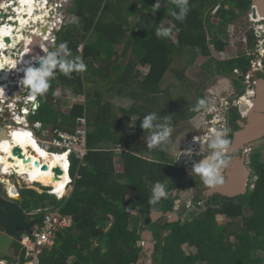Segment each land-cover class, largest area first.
Listing matches in <instances>:
<instances>
[{"label": "trees", "instance_id": "1", "mask_svg": "<svg viewBox=\"0 0 264 264\" xmlns=\"http://www.w3.org/2000/svg\"><path fill=\"white\" fill-rule=\"evenodd\" d=\"M155 2L156 0H71L69 4V11L78 16L79 22L62 26L54 45L67 41L73 56L81 55L87 68L83 72H73L71 78L57 71L55 78L51 80L49 91L44 96H38L40 107L32 118L52 129L61 128L73 132L78 127V118L87 119L91 102L92 106H98L100 115L88 129V153L79 169L78 161L72 158L71 176L79 170L80 178L76 179L69 197L59 199L46 191L40 193L35 189H21L24 197L22 206L26 212L51 204L60 207L63 214H70L74 220L70 228L57 232L54 244L43 251L41 258L45 264H140L141 247L137 242L145 226L140 219L131 221L132 210H137L142 218L147 217L151 209L174 210L178 195L172 192L178 185L184 184L186 170L178 164L168 163L169 157H162L167 155L166 152H156L157 148L154 151L156 158L148 159L134 151L130 133L125 131L129 127V115L130 112L137 113L131 131L136 134L145 131L138 125L147 112H137L136 108L130 112L123 109L128 121L120 122L117 127L118 117L114 115L112 105L109 102L100 104L98 99H91V93L85 85L90 79L87 73L93 71L95 62L102 64L98 71L107 70L110 66H113L115 72L125 69V66L117 63V59L113 61L114 46L128 37L134 62L148 69L143 82L145 89L149 88L156 98L159 93L160 96L169 97L174 93L170 86L162 89V83L176 56L191 53L188 60V65H191L200 52L208 58L202 64V76L196 82L198 99L206 97L202 89L212 78L235 76V69L246 71L251 65L252 52H242L228 59H216L210 55V46L219 52L226 49L229 44V25L252 8V0H189V12L182 22L171 15L176 9L169 0H161V7L156 12L152 7ZM208 12L218 19L211 35L205 24ZM130 18L135 21V30L128 35ZM165 20L172 22L178 29L177 43L170 37L155 35V29L162 27ZM248 36V45L255 51L258 46L257 36L254 32H248ZM81 45L82 50L79 49ZM178 72L180 77L186 78L185 71ZM58 82L73 94L85 96V103H74L68 114L58 110L54 95L55 83ZM234 83H241L240 78L235 77ZM244 92L240 91L241 94ZM134 99H137V95ZM173 100L180 105L186 98L180 95ZM201 111L203 110L196 111L193 108L188 113L175 115L171 112L168 117H171L172 123L191 119ZM240 119L239 113L229 119L232 131L240 128ZM115 128L118 129L117 132ZM232 137L233 134L228 137L231 142ZM105 140L113 144L125 142L127 150L118 156L110 147H99L98 144ZM263 141L257 143V152L250 156L253 173L247 193L228 198L220 207L227 218H240L244 224L237 231L236 239L232 242L228 240L227 231L218 226L217 214L212 213L209 208L192 219L175 223L157 222L154 224L157 230H169L158 246L160 264H264ZM116 158L123 163L122 173L116 171ZM157 181L166 184L168 195L153 205L149 203V198ZM130 191H135V196L128 198ZM34 218L41 224L44 213H35ZM149 226L151 225L147 227ZM185 244L196 246L198 252L188 254L183 247ZM15 246L21 248L19 242Z\"/></svg>", "mask_w": 264, "mask_h": 264}, {"label": "rangeland", "instance_id": "2", "mask_svg": "<svg viewBox=\"0 0 264 264\" xmlns=\"http://www.w3.org/2000/svg\"><path fill=\"white\" fill-rule=\"evenodd\" d=\"M10 1L11 0H9V1L4 0L2 2H7V4H8ZM49 1H50L49 4H50L51 9H52L51 10L52 16H51L50 20L51 21L56 20L58 22V24L54 27V25H53L54 23L53 22L51 23V21L47 19V21H49L50 23L45 24L43 22L42 24L44 26H41V24L37 25V27L39 28L38 33L37 32L36 33H30L27 31V35H26L27 36V42H33V45H35L34 46L35 48L33 49V51L30 50V52H31L30 57H28V55H29L28 54L24 58H30L31 59L34 55L41 52V50L38 47L39 46V44H38L39 40H41L42 38L45 39V37L48 36V32L53 31L52 27L54 28L53 32H56V34H57L59 29H60V26H65L68 24H78V22H79L78 16H76L75 14H73L69 11V6H70L69 4H71V1H69V2L68 1L64 2V0H49ZM1 3H0V5H1ZM9 4H10L9 7H16L14 5L17 4V0H15L14 3H9ZM56 4H60L61 7H59V8L54 7V6H56ZM248 12H250V10ZM248 12L241 14V18L229 26V29L227 31V33L229 34V40H228L229 44L223 52H219L218 50L214 49L213 46H210L211 57L216 58V59H228V58L236 57V56L240 55L242 52L243 53L252 52L254 54L253 55L254 60H256V61L263 60L264 61V56H262L261 53L258 54L257 50H255V49H254L255 51H253V49L250 48V46L248 45L249 44L248 43V38H249L248 32L253 33L252 30L254 27L253 23H251L249 20ZM0 13H2V14H0V25L4 24V22H7L8 17L11 15H14V17H12L11 20L18 18V14L16 13V10L13 8H10V10H9L8 7L7 8L2 7V8H0ZM55 15H58L59 17L57 19H54ZM134 22H135L134 19L130 18L131 25H130L129 31L127 33L128 35L132 34L133 30H135V27L133 26ZM217 23H218V19L213 16V13L208 12L206 14L205 24H206V30L208 31V33L210 35H211V31L215 28V25ZM8 25L14 26L11 23H8ZM162 25H163V27H170L172 29L171 34H170V39L173 42L177 43L178 29L169 20H165ZM34 29H31V30H34ZM21 31H23V30L20 28V25L18 27H15V31H14L15 35L18 36ZM9 36H11V35H9ZM34 36H35V40L30 41V39L34 38ZM11 38L13 40L12 36H11ZM245 39L247 41H245ZM41 45L46 46V47L48 46V44L45 42H42ZM41 45H40V47H41ZM23 46H24L23 44H20L18 46L17 50L19 52L22 51L24 49ZM53 46H54L53 44H52V46H49V49L55 50ZM9 47L13 48V44L11 46H8L4 50L6 51ZM79 49L82 50L83 45H81L79 47ZM11 50H13V49H11ZM198 52H199V50H198ZM24 58H23V60H24ZM190 58H191V53H189V52L184 56H182V55L176 56L171 70L168 72L165 80L162 83V89L166 88V86H170L171 91L174 93V95L170 94V95H168L169 97H167L166 95L165 96L161 95L158 98H156L152 94V92H150L149 88L148 89L144 88L142 91H139L136 94L137 99H134V90H133V86H131V89L129 90V93H130L129 97L133 100V106H134V100L137 102V105L134 106V108H136V111L138 112L139 110H142V111L148 112V113L149 112H156L157 115L160 113L159 114L160 116L159 115L158 116L163 118V115L164 116L165 115L170 116L171 112H173L175 115H177L180 113H188L190 110H193V108L196 105V102L198 100L197 95H199L196 82H198L200 77L202 76L203 70H202L201 66L207 60L208 56L207 55L205 56L199 52L195 63L188 65V60ZM131 60L132 59H130V61ZM130 61L128 60V63ZM21 64H23V63H21ZM176 70L185 71L186 78L180 77L179 72H177ZM133 71H134L133 67L129 66V64H128L125 69H122V70H120V72L115 73V76L110 79L111 86H113L112 93H115L116 95H118V93L115 91L116 87L125 84V83L121 82V80L123 78L122 74H124V73L129 74L130 73L129 76H130V81H131V79H133V76H132ZM143 77H144V74H143ZM235 77H237V76H233V75L232 76H217L214 79L212 78L203 87L202 92L204 93V95L207 98H211L214 100L216 98L219 100H220V98L221 99L225 98V100H228V102H233L236 104V101L238 99L239 90L244 91L246 88V85L243 84V82H241V83H235L234 87H233L232 85L234 83ZM85 87H86V85H85ZM55 88H56V92L59 93V95H56V96H58V99H56V102H55L56 108L58 110H64L66 112H69L74 103H81L83 101V99H81L80 95H78V96L74 95L69 88H66L64 85L60 84L59 82L55 83ZM180 95H183L186 98V100H184V102H181L180 105H178V102H176V100H173V99L178 98V96H180ZM62 102H64V103H62ZM246 104H249V103L247 102ZM62 105H67V107H63ZM146 107H147V109H146ZM229 113L230 114L228 115V117L230 119L233 117V115H236V113H239V110H236L235 113H232L231 111ZM136 114H137L136 112H135V114H133V112H130L129 116H131L133 119L137 116ZM200 117L201 116H198L199 119H200ZM195 121H194V119H192L191 121L190 120L180 121V122H176V123L172 124L174 131H173V134L171 137V143L167 146V148L165 150H163V152L167 153V155H166L167 157L165 156V154H164V156L161 155L164 158L169 157L168 163L172 159L171 158L173 156L172 154L175 153L176 151H179L183 147V145L187 141V139L191 136L192 132H194L193 128L195 129V127H194ZM0 123H1V121H0ZM77 123H78V119H77ZM140 123H141V121H140ZM140 123L138 125L139 128H140ZM33 129L35 130L36 137L38 139L39 144L42 145V147H45L43 142H47V141L51 140V132L49 131L48 134H45L46 127L33 128ZM140 129H138V130H140ZM19 130L21 132L24 131L23 129H19ZM146 131L147 130L142 131V133L146 132ZM231 132L229 133L228 137H230L233 134ZM149 135H150L149 132L143 133V134H141L140 132H137L135 137H134V141L136 142V144H134L132 147L135 148V146H136L134 151L136 153L140 154L141 156H145L146 158L153 159V158H156L154 156L155 154L153 151H151L152 149L147 147V138ZM11 137H13V136H11ZM2 143L4 144V143H6V141L5 142L3 141ZM263 143H264V141H263ZM137 148H139V149H137ZM51 150L52 151H58L57 148H51ZM159 151H162V150L159 149ZM156 155L158 156V154H156ZM174 156H177V155L175 154ZM160 159H162V158H160ZM261 161L264 162V150L262 152ZM117 165L120 169L122 168L121 162L118 161ZM221 174L223 175V169L221 171ZM188 175L190 176V173H188ZM185 176H186V173L184 174L183 177H185ZM192 176H198V175L193 174ZM0 179L4 180V183H0V194H2L4 196L9 195V193L7 194L9 187H10L9 184H11L13 186L14 185L18 186L19 190H21L22 188H30V189H35L38 192H40L39 191L40 189H38L37 187H40L41 190H44V191L47 190L46 187H44L42 184H39V183L38 184L36 183V185H34V186L26 185L23 181H19V178L16 176H14L13 178H6V177L0 176ZM186 179H190V177L186 178ZM180 185L179 186L182 188V190L180 191L178 189L179 192H178V190H176L175 193L176 194L179 193V197H181L180 200L186 201L187 203H189L193 199L194 196H197L199 198H203L205 195V191L208 188H210L209 186H206L205 184H203L200 177H198L197 179L186 180L184 182V184H180ZM65 187H66V185L64 184V187H63L64 191H65ZM172 193H174V192H172ZM216 195H218V194H216ZM133 196H135V192L130 191L128 193V197H133ZM49 205H51V204H49ZM209 205H210L209 210L212 213L217 214L219 228H221V229L223 228L227 231V234L229 235L228 240L230 242L234 241L236 239L235 235L238 233L237 231L240 230L242 227H244V224L242 223L240 218L229 219L225 216V214L223 213V210L220 207L212 206V204H209ZM199 212L201 213V212H203V210L198 208V209H194V211H192V212H189L187 215L188 219H192L195 216L200 215ZM134 219H140V221H142L141 222L142 225H144L145 227L148 226L147 222H146L147 217H144V218L139 217L138 213H136V214H132V216H131V221ZM142 219H144V221ZM151 227H152V229H155L157 232H159L156 229V227L154 226V223L151 224ZM184 248L187 252H190V251L196 252L195 248H191V247L186 246V245L184 246ZM151 255H152V249H151V247H149V243H147L146 249L142 253L143 263L154 264L152 261Z\"/></svg>", "mask_w": 264, "mask_h": 264}, {"label": "built area", "instance_id": "3", "mask_svg": "<svg viewBox=\"0 0 264 264\" xmlns=\"http://www.w3.org/2000/svg\"><path fill=\"white\" fill-rule=\"evenodd\" d=\"M65 1L69 2L71 0H64V2ZM14 2L15 0H11L9 3H14ZM54 7L59 8L61 7V5L56 4V6ZM248 14H249L250 22L253 23L254 25L253 32L255 33L258 39V46L255 50H257L258 54L261 53V55L264 56V18L260 16L258 18H253L251 9ZM12 17H14V15L9 16L7 22H5L4 24L10 23ZM58 17H59L58 15H55L54 19H57ZM52 22L54 23L53 24L54 27L58 24L56 20L51 21V23ZM61 27L62 26H60V28ZM52 29L54 31L53 27ZM53 31L48 32V36L45 37V39L42 38L41 40H39V46H38L39 49L42 42L48 44L47 46L48 49L49 46H52V44L54 45L57 39V34L56 32ZM245 41L247 40L245 39ZM13 42L14 41H12V44ZM29 45L30 44L25 43V45L23 46L24 49L20 52L17 50L19 45L13 48L9 47L6 51L0 47V51L4 53L0 55L3 58L4 65L5 64L10 65V61L23 62L22 65L19 64L18 66H16V64L14 63L13 68L10 69V71H14L12 80H8L7 84H5V89H4L5 93L4 94L0 93V121H1L0 124L8 127L10 129L9 132H11L12 130L14 131L18 129H23L26 132H29L31 136H33L38 142L35 130L33 128H41V123L36 120H33L31 116L37 113L40 107V101L38 97L33 98L30 94V91H28L27 87L21 85L20 83V80L24 75L23 68L26 66V63L23 60V58L26 57L28 54H29L28 57L31 56L30 50L32 49L30 48H32V45L31 46ZM11 49H15L14 52L16 54L13 60H11L12 57L10 55L12 53ZM263 63H264L263 60L256 61L254 60V58H252L251 65L246 71L239 68L234 70L235 76L240 78L241 82H243V84L246 85V88L244 90L245 92L243 94H240L236 101V105L238 107H240L241 104H245L242 102V99L246 97L247 94L248 96L246 101L250 105L253 104V100L255 97V88L252 86L254 85L256 79L258 78L259 76L258 74L264 68ZM16 69L18 70L16 71ZM1 76L2 74H0V77ZM6 97L8 98V100ZM215 101L216 104H215V109L213 111L211 112L203 111V113L200 115L201 116L200 119L197 118V120L195 119L196 121L194 120L195 132L192 134V137L189 138L184 143L182 149L176 154L177 156H175L174 158L173 163L178 164V166L181 168H185L188 173H190V169L192 167L193 162H198L199 159H201L203 156L208 155V153L211 152V150L207 146V143L203 141V138L205 136L210 135L212 129L221 128L224 126L228 127L229 125V117L227 114V110L225 108V106L228 104V100H225V98L222 99L220 98V100L216 98ZM239 113L241 119L246 115L244 111H239ZM11 136H13L12 132L9 134L8 138H10ZM2 142L3 140L0 142V154L1 152H3L1 151ZM43 144L45 145V147L43 148L47 150L50 155L60 154L66 156V162H67L66 171L70 178L65 187L66 190L65 195L61 197V199L67 198L70 196L71 192L73 191L74 183L76 179L80 178L79 170H77L74 176H71L72 158L78 161V165H79L78 169H79L80 166L83 165L84 158L88 153V123L86 117L78 118V127L73 132H68L61 129H54L51 132V140L47 142H43ZM40 146L42 147V145ZM51 148H57L58 151H52ZM189 148L193 150V154L191 157L182 154L186 149ZM115 150L117 152H123L127 150V146L124 143H120L116 146ZM198 151L201 153V156L196 155V152ZM13 158H15V156H13ZM39 162L40 165L42 163H46V161H41V160ZM10 163L13 164V162ZM61 165L60 166L63 168L64 164L62 163ZM4 166H5L4 163L0 162L1 177L13 178L14 176H16L19 178V181H23L26 185L34 186L36 185V183L43 185V183L38 180H33L31 178L30 180H28L27 177H30L29 173L19 174L17 172L16 166H10L7 169L8 174H6L3 169ZM35 168H40V167H35ZM42 172H47V171H42ZM28 181H31V183ZM49 187H53V186H49ZM49 187L48 186L46 187L47 188L46 192L58 196V194H56L54 191L49 190ZM15 188L17 190V193H19V187L17 186ZM37 188L41 189L40 187ZM42 192L45 191L42 190ZM39 212L44 213L43 222L41 224L37 222L31 234H28L19 239L21 248H20V253L16 257V259H13L11 257L0 256V264H45L41 258L44 248L49 244L53 243V238L57 231L70 227L74 223L73 217L70 214H63L60 210V207H55L51 205L46 207H40L33 212H27V216L29 214L31 216V220L35 219L33 217L34 214Z\"/></svg>", "mask_w": 264, "mask_h": 264}, {"label": "water", "instance_id": "4", "mask_svg": "<svg viewBox=\"0 0 264 264\" xmlns=\"http://www.w3.org/2000/svg\"><path fill=\"white\" fill-rule=\"evenodd\" d=\"M2 1L4 0H1L0 2ZM251 11L253 18H258L259 16L264 18V0H252ZM10 23L15 27L19 25V21L17 19L11 20ZM3 39L5 44H8V46L12 44V38L10 36L6 35ZM21 44L24 45V42ZM14 51L15 49H13L10 54L12 57L11 60H13L16 56ZM1 54L4 53L0 51V55ZM0 61L3 62V58L1 56ZM5 67L10 68V65L5 64ZM2 82L3 80L0 79V83ZM252 87L255 88L253 104L251 106L241 104L239 107V111H244L246 115L238 121L240 128L234 132L233 140L229 146L228 152L226 153V155L229 156V162L227 166L223 168V173L225 175L224 183L208 188L205 191V195L207 196L220 194L226 198H233L245 195L248 191L247 185L251 176V171L245 162V151L247 150L245 145L264 138V77H258ZM6 133H8V129L5 126H0V141L3 137H9ZM237 152L241 153L237 154ZM11 154L12 156H18L23 159L24 164L27 166H30L32 163L31 157H26L22 147L19 145H15L13 147ZM9 161L14 162L15 158L9 157ZM34 166L40 167L42 171H49L51 168L47 163H42L40 165L38 160L34 162ZM51 170L53 173L50 174L51 181H59L63 179L64 170L61 166L52 167ZM43 186L47 187L45 184H43ZM49 186L52 185L49 184ZM23 202L24 197L20 191L18 195L9 194L8 196H4L0 194V256L2 257H11L16 259L20 253V249L15 246L16 242L19 241L20 238L31 234L34 226L38 222L37 219H28L27 212L22 206ZM211 204L212 206L221 205V203L216 201ZM133 212H137V210H133ZM163 216L170 217V222L178 220V213L153 210L146 219V222L147 224L150 222H156ZM142 236L150 238L152 236V231L144 230Z\"/></svg>", "mask_w": 264, "mask_h": 264}, {"label": "clouds", "instance_id": "5", "mask_svg": "<svg viewBox=\"0 0 264 264\" xmlns=\"http://www.w3.org/2000/svg\"><path fill=\"white\" fill-rule=\"evenodd\" d=\"M169 3L174 5L176 9L171 12V15L178 21H184L189 12V0H169ZM152 7L156 12L161 7V0H156ZM171 31L170 27L162 26L155 29V35L157 37H170ZM53 47L55 50H49L48 47L41 45L42 54L34 55L23 68L24 75L20 83L29 89L33 98L44 96L49 91L51 80L55 78L57 71L71 78L73 72H83L87 68L81 55L73 56L67 41ZM54 95H59V93L56 92ZM215 104L214 99L200 98L197 100L194 110L211 112L215 109ZM0 126L5 125L0 124ZM6 128L9 132L10 129ZM140 128L150 133L147 138V147L150 149L159 148L163 151L171 143L174 131L171 117L161 118L156 112H149L141 119ZM230 132L231 129L227 126L214 128L210 135L203 138L211 152L207 156H203L198 162H193L190 174L198 175L206 186L213 187L224 183L221 171L229 162L226 153L231 144L230 139L227 138ZM182 154L191 157L193 150L191 148L186 149ZM196 155L201 156V153L198 151ZM15 187L17 186L15 185ZM19 191L21 193V190ZM167 195L166 184L157 181L152 187L149 203L155 205L161 199L167 198Z\"/></svg>", "mask_w": 264, "mask_h": 264}, {"label": "crops", "instance_id": "6", "mask_svg": "<svg viewBox=\"0 0 264 264\" xmlns=\"http://www.w3.org/2000/svg\"><path fill=\"white\" fill-rule=\"evenodd\" d=\"M37 41V40H36ZM121 42L120 43H117L115 46H114V51H115V57L113 58V61H115L116 59L118 60L117 61V63L118 64H120V65H122V66H127L128 64H129V66H131L132 65V67H133V73H132V76H133V79H131V81H130V73L129 74H123V77H124V79H122L121 80V82H123V83H125L124 85H120V86H118V87H116V89H115V91L118 93V95H116L115 93H112V88H113V86H111V82H110V79L112 78V77H114L115 76V73H117V72H115L113 69V66H110V68L109 69H107V70H101V71H98L97 69L98 68H100V66H102V64H100V63H98V62H95L94 63V68H93V71H89V73H87V76L90 78L87 82H86V88H87V91L89 92V93H91V99H98L99 100V102H100V104H103L104 102H109L111 105H112V110H113V113H114V115L116 116V117H118L117 118V122H116V124H117V127L120 125L119 123L120 122H122V121H124V122H126V121H128L127 120V116L123 113V109L124 110H126L127 112L128 111H130V110H132L133 108H134V106H136L137 105V102L134 100V106H133V100L129 97V95H130V93H129V90L131 89V86H133V90H134V96L139 92V91H142L144 88H145V85L143 84V82H144V80H145V77L147 76V74H148V69L147 68H145V67H141V66H138V65H136V63L134 62V59L132 58V56H131V49H130V45L128 44V42H130V40H129V38L128 37H125L124 39H121L120 40ZM25 43H27L28 44V42L26 41ZM39 44V43H38ZM55 44V43H54ZM32 45V49H33V43L32 44H30L29 46H31ZM35 48V47H34ZM130 54V55H129ZM130 59H132L131 61H130ZM128 60L130 61L129 63H128ZM24 61H25V58H24ZM173 65V64H172ZM172 68V67H171ZM171 70V69H170ZM169 70V71H170ZM177 72H178V70H176ZM143 74H144V77H143ZM60 83V82H59ZM63 85V84H62ZM66 87V86H65ZM67 88V87H66ZM160 88H161V86H160ZM28 89V88H27ZM28 91H29V89H28ZM72 92V91H71ZM161 92V91H160ZM160 94L161 93H159L158 94V96H160ZM75 95V94H74ZM76 96H78V95H76ZM81 96V99H83V101L81 102V103H85V100H86V97L85 96H83V95H80ZM96 96H98V97H96ZM56 99H58V96H56L55 95V102H56ZM58 101V100H57ZM62 103H64V102H62ZM63 107H67V105H62ZM90 109H91V111H90ZM90 109H89V112L87 113V123H88V129H89V127H90V125H92V124H94V122H96L97 120H98V118H99V115H100V112H99V108H98V106H92V102H91V105H90ZM146 109H147V107H146ZM62 113H66V114H68L69 112H66V111H64V110H60ZM142 111V110H141ZM142 113H146V112H144V111H142ZM203 113V111H201L200 113H198L195 117H193V118H191V119H187V120H182V121H188V120H192V119H197L198 118V116H200L201 114ZM146 114H148V112L146 113ZM31 118H32V116H31ZM136 118V117H135ZM135 118H133L132 119V117L130 116V120H129V122H128V124H129V127H127V129H125V131L126 132H129L130 134H129V138H130V140L134 143V144H136V142L134 141V137H135V133H133V132H131L132 131V128L134 127V123H135V121H136V119ZM33 119V118H32ZM36 121H38V120H36ZM38 122H40V121H38ZM176 122H180V121H174V122H172L171 124H174V123H176ZM41 123V127H46V132H45V134H48L49 133V131L50 132H52L54 129H52V128H50V127H48V126H45L42 122H40ZM78 124V123H77ZM125 124V123H124ZM55 129H61V128H55ZM61 130H64V129H61ZM64 131H67V130H64ZM115 131L117 132L118 131V129L117 128H115ZM193 131L195 132V129L193 128ZM236 131V130H235ZM68 132H70V131H68ZM194 132H192V134L194 133ZM141 134H143V133H148V131H146V132H140ZM192 134H191V136L189 137V138H191L192 137ZM188 138V139H189ZM187 139V140H188ZM122 143H124L126 146H127V144L125 143V142H122ZM120 144V143H119ZM118 144H113L111 141H108V140H105V141H103V143H99L98 144V146L99 147H103V148H109L110 147V149H112L115 153H116V155H118V156H120V154L121 153H123V152H117L116 150H115V148H116V146H117ZM135 148H136V146H135ZM134 148V149H135ZM137 149H139V148H137ZM157 149V148H156ZM156 149H152L151 151H155ZM182 149V148H181ZM180 149V150H181ZM179 150V151H180ZM150 151V152H151ZM179 151H176L175 153H173L172 155V159L170 160V164H173V165H175L174 163H173V161H174V158H175V154H177V152H179ZM156 152H159V149H157L156 150ZM138 154V153H137ZM140 155V154H139ZM61 157V156H60ZM143 157H145V156H143ZM149 159V158H148ZM63 161V163L64 164H66L64 167V169H65V172H66V176L68 177V178H70L69 176H68V174H67V171H66V169H67V162L65 161V158L62 160ZM118 161L119 162H121L120 161V159L119 158H116L115 159V168H116V171L117 172H119V173H122L123 171H124V166H123V163L121 162V164H122V168L120 169L119 167H118ZM8 174V173H7ZM187 174V173H186ZM185 177H183V179H184ZM29 182V181H28ZM31 183V182H30ZM9 193L11 194V187L13 186V185H11V184H9ZM53 188V187H52ZM55 193H58L61 197L62 196H64L65 195V192H66V190L64 191V190H62V191H58L57 189L55 190L54 188L52 189ZM176 190H178V187L176 188ZM176 190H174L173 192L175 193V191ZM40 191V193H43L42 192V190L40 189L39 190ZM135 192V191H134ZM72 193V192H71ZM176 194V193H175ZM12 195V194H11ZM178 195V194H177ZM214 195H216V194H214ZM61 197H58L57 196V198H61ZM128 198H130V197H128ZM177 200H178V198L175 200L176 201V203H177V207H178V202H177ZM49 206V205H48ZM52 206V205H51ZM152 211H153V209H151L148 213H147V218L149 217V215L152 213ZM156 211V210H155ZM158 211H161V210H158ZM163 211V210H162ZM168 211H171V212H175V213H178V210H177V208H175L174 210H168ZM164 212H167V211H164ZM136 213H138V211L137 212H133V210H132V214H136ZM141 213H144V211L143 212H141ZM34 217V216H33ZM169 218L170 217H168V216H163V217H161V218H159L156 222H150V223H148L147 225H151L152 223H157V222H165V221H167V222H169V223H175V222H178V220H175L174 222H170L169 221ZM28 219L29 220H31V216L28 214ZM142 222V221H141ZM72 226V225H71ZM70 226V227H71ZM70 227H67V228H70ZM67 228H65V229H62V230H59V231H63V230H66ZM148 228H152L151 226H149V227H145L144 229H142V232H141V235H140V240H138V242H137V245L138 246H140L141 247V252H140V259H139V261L138 262H142L143 263V261H142V253H143V251L146 249V246H147V243H149L150 241H149V238L147 237V236H145V237H143L142 236V233H143V231L144 230H149ZM59 231H57V232H59ZM150 231V230H149ZM57 232H56V234H55V236H54V238H53V243L52 244H49L48 246H46L45 248H48V247H51L53 244H54V242H55V238H56V235H57ZM149 247H150V243H149ZM16 248H17V246H16ZM45 248H44V250H45ZM19 249V248H18ZM142 263H140V264H142ZM144 264V263H143Z\"/></svg>", "mask_w": 264, "mask_h": 264}, {"label": "bare ground", "instance_id": "7", "mask_svg": "<svg viewBox=\"0 0 264 264\" xmlns=\"http://www.w3.org/2000/svg\"><path fill=\"white\" fill-rule=\"evenodd\" d=\"M49 2H50L49 0H17V4L14 5L16 7H9L10 4H7V2H2L0 5V8H2V7L7 8L8 7L9 10H10V8L15 9L16 13L18 14V18H16V19L19 21L20 28L22 30H24L27 28H35V27H37L38 24L43 23V22L45 24L50 23L49 21H47V19L50 20V18H51V6H50ZM16 19H13V20H16ZM41 26H44V25L41 24ZM13 28H15V26H10L8 24H1L0 25V44L1 45L3 43H5L3 38L6 35H8V36L14 35L15 30H13ZM21 32H23V31H21ZM34 32L38 33L37 28L34 29ZM30 41H33V38H31ZM31 43L32 42H28V44H31ZM27 62H28V60H25V63H27ZM14 63L16 64V66H18L19 64H21L23 62H21V61H17V62L16 61H10V68H9V67H5L4 62L0 61V68H1L0 74H2V76L0 78H1V80H3V82L0 83V93H2V94L5 93L4 89H5V84H7V81L12 80L14 71H10L9 69L13 68ZM17 70L18 69H16V71ZM243 103L246 104V102H243ZM247 105L251 106L250 104H247ZM19 131L18 130H14V131L12 130L11 131L13 134L12 138L11 137L10 138H8V137L2 138V140L4 142L6 141V143H4V144L2 143V145H1V151H3L5 154L3 152H1V154H0V162L4 163V165H5L3 168L4 172L7 174L8 173L7 169L10 166H16L17 172L19 174L29 173L30 177H27L28 180H30V178L33 180H38V181L42 182L43 184H45L46 186H49V184H51L55 190L57 189L58 191H62L64 184L66 185L67 182L69 181V178L66 176V172H64L63 179H61L59 181H51L50 173H52V170H51L52 167L60 166L63 163L62 160L64 158L66 161V156L60 155V154L50 155L47 150H45L43 147H41L39 145V143L36 141V139L33 138L29 132H26L25 130L23 132H21V131L19 132ZM10 133H6V134L9 135ZM15 145H19L22 147L23 152L25 153L26 157H28V156L31 157L32 163L30 166L25 165L23 162V159L21 160L18 156H15V161L13 162V164L10 163L9 157H13L11 154V150L13 149V147ZM36 160L46 161V163L49 164V166L51 167L49 169V171L42 172L40 168H35L34 162ZM65 165L66 164H64V166ZM63 169H64V167H63ZM64 171H65V169H64ZM29 182H31V181H29ZM53 188L49 187V190L53 191L52 190ZM11 194L12 195H18L17 190L15 188V185L11 187ZM59 197H61V196H59Z\"/></svg>", "mask_w": 264, "mask_h": 264}, {"label": "flooded vegetation", "instance_id": "8", "mask_svg": "<svg viewBox=\"0 0 264 264\" xmlns=\"http://www.w3.org/2000/svg\"><path fill=\"white\" fill-rule=\"evenodd\" d=\"M195 1V0H194ZM201 1H204V0H201ZM52 12V11H51ZM52 16V15H51ZM40 24H42V23H40ZM39 25V24H38ZM231 25V24H230ZM229 25V26H230ZM37 28V30L39 31V28L38 27H36ZM31 29H34V28H27V29H24L23 30V32H20V34L17 36V35H15V32H14V35H12V37H13V40L12 41H14L13 42V47H15V46H17V45H19L18 43H22V42H26L27 41V31L28 32H30V33H35L34 32V30H31ZM229 29V28H228ZM13 30H15V28H13ZM12 30V31H13ZM33 40H35V37L33 38ZM0 47L1 48H3V49H6L7 47H8V45L7 44H5V43H3L2 45L0 44ZM261 74V75H260ZM259 76L258 77H264V68H263V70L258 74ZM234 84L235 83H233V87H234ZM239 90V89H238ZM240 91L241 90H239V93H238V96L241 94L240 93ZM246 99H247V96L246 97H244L243 99H242V102H246ZM247 103V102H246ZM225 108H226V110H227V114L229 115L230 113V111L232 112V113H235L236 112V110H239V107L235 104V103H233V102H228V104L225 106ZM240 114V113H239ZM230 122V121H229ZM228 127L231 129V131H232V128H231V125H230V123H229V125H228ZM18 131H19V129H18ZM20 132V131H19ZM234 132H235V130H233L232 131V133H233V135H234ZM264 140V138H262V139H259V140H256V141H253V142H251V143H248V144H246L245 145V147L247 148V150L245 151V153H246V165L248 166V168L250 169V171H251V176H252V173H253V170L251 169V167H250V156L252 155V153H254V152H257V150L258 149H256V146H257V143L258 142H262ZM264 150V149H263ZM210 153V152H209ZM208 153V154H209ZM241 152H237V154H240ZM207 156V155H206ZM228 158H229V156H227ZM262 157V156H261ZM202 159V158H201ZM200 160V159H199ZM198 160V161H199ZM185 169V168H184ZM186 170V169H185ZM186 172H187V170H186ZM251 176H250V178H249V182H248V188L250 187V185H251ZM190 177V179H197L199 176H192L191 174H190V176L188 175V172H187V174H186V176H185V178L183 179V182H185L186 180H190V179H186V178H189ZM223 177L225 178V175H224V173H223ZM257 179V178H256ZM0 183H4V180L3 179H0ZM191 183V182H190ZM181 186V185H180ZM179 185H178V189L181 191L182 190V188L180 187ZM179 190H178V192H179ZM9 193V190H8V192H7V194ZM10 194V193H9ZM181 199V197H179V193H178V207H177V203H176V201H175V205H174V209L175 208H177V210H178V222L179 221H181V220H185V219H188V217H187V215H188V213L189 212H192V211H194V209H201V210H203V211H206V210H208V208L210 207V205L209 204H211L212 202H214V200L216 201V202H219V203H221V205L220 206H217V207H221L222 206V204L228 199V198H226V197H224L223 195H220V194H218V195H210V196H207V195H204V197L203 198H199V197H197V196H194L193 197V199L189 202V203H187L186 201H181L180 200ZM217 199V200H216ZM180 200V201H179ZM200 213V212H199ZM149 214V213H148ZM150 231H152V236L149 238V243H150V247H151V249H152V261H153V263L154 264H160L159 263V261H158V258L160 257V253L157 251L158 250V246H159V243L161 242L160 240L162 239V238H164V237H166L167 235H168V233H169V230H167V229H164V230H158L159 232H157L155 229H152V228H148ZM17 242H19V241H17ZM162 243V242H161ZM186 246H189V247H191V248H195V250H196V252H193V251H190V252H187L186 250V252L188 253V254H190V253H192V254H194V253H197L198 252V248L196 247V246H194V245H189V244H185ZM184 245V246H185ZM183 246V247H184ZM185 249V248H184ZM145 264V263H144Z\"/></svg>", "mask_w": 264, "mask_h": 264}]
</instances>
